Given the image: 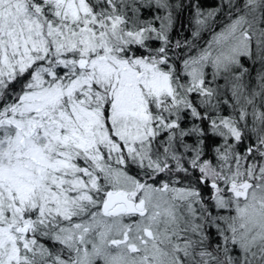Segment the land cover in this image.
Wrapping results in <instances>:
<instances>
[{
    "label": "snow or ice",
    "instance_id": "1",
    "mask_svg": "<svg viewBox=\"0 0 264 264\" xmlns=\"http://www.w3.org/2000/svg\"><path fill=\"white\" fill-rule=\"evenodd\" d=\"M0 264H264V0H0Z\"/></svg>",
    "mask_w": 264,
    "mask_h": 264
},
{
    "label": "trees",
    "instance_id": "2",
    "mask_svg": "<svg viewBox=\"0 0 264 264\" xmlns=\"http://www.w3.org/2000/svg\"><path fill=\"white\" fill-rule=\"evenodd\" d=\"M185 2H186V0H185ZM213 3H214V0H201L202 6H204L206 8L213 6ZM186 16H187V13L185 12V17ZM185 23H186V20H185Z\"/></svg>",
    "mask_w": 264,
    "mask_h": 264
}]
</instances>
